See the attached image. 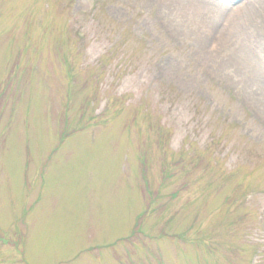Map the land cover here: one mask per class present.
Wrapping results in <instances>:
<instances>
[{
	"label": "rangeland",
	"instance_id": "1",
	"mask_svg": "<svg viewBox=\"0 0 264 264\" xmlns=\"http://www.w3.org/2000/svg\"><path fill=\"white\" fill-rule=\"evenodd\" d=\"M195 1L0 0V264H264V0Z\"/></svg>",
	"mask_w": 264,
	"mask_h": 264
},
{
	"label": "bare ground",
	"instance_id": "2",
	"mask_svg": "<svg viewBox=\"0 0 264 264\" xmlns=\"http://www.w3.org/2000/svg\"><path fill=\"white\" fill-rule=\"evenodd\" d=\"M192 2L195 9L198 10L200 13L206 15H202L203 21L207 24V28L209 31L213 34L211 35L212 38L220 37L221 41H224L226 43H230L235 38V29L238 28L239 24L226 18V13L228 12L227 9H230L225 7L226 5L220 4L216 2L217 6L216 9L219 12V16L217 15H210L208 8L204 7L198 1L193 0H185L183 5H187L188 2ZM225 17V18H224Z\"/></svg>",
	"mask_w": 264,
	"mask_h": 264
},
{
	"label": "crops",
	"instance_id": "3",
	"mask_svg": "<svg viewBox=\"0 0 264 264\" xmlns=\"http://www.w3.org/2000/svg\"><path fill=\"white\" fill-rule=\"evenodd\" d=\"M35 211L37 213L43 214V215H38L37 214L38 218H32L31 215H30V217L28 219V223L29 224H30V220L32 221V224H30V226H32V225H35V227H42L43 225L46 226V224L49 223V221L51 220L52 217L50 218V215H48V213H46L45 210L37 209ZM58 221H62V219L59 217Z\"/></svg>",
	"mask_w": 264,
	"mask_h": 264
}]
</instances>
